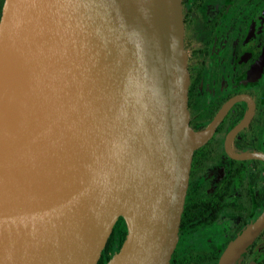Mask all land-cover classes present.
Wrapping results in <instances>:
<instances>
[{
    "label": "water",
    "instance_id": "water-1",
    "mask_svg": "<svg viewBox=\"0 0 264 264\" xmlns=\"http://www.w3.org/2000/svg\"><path fill=\"white\" fill-rule=\"evenodd\" d=\"M187 58L181 0H4L0 264H98L120 216L129 230L105 264H170L214 127L189 125ZM263 228L264 211L217 264Z\"/></svg>",
    "mask_w": 264,
    "mask_h": 264
},
{
    "label": "flooded vegetation",
    "instance_id": "flooded-vegetation-1",
    "mask_svg": "<svg viewBox=\"0 0 264 264\" xmlns=\"http://www.w3.org/2000/svg\"><path fill=\"white\" fill-rule=\"evenodd\" d=\"M181 4L189 125L198 134L214 127L192 157L189 226L179 228L176 245L184 248L185 240L188 248L175 247L170 264H217L264 211V161L236 158L264 153V0ZM249 113L248 123L232 133ZM234 264H264V228Z\"/></svg>",
    "mask_w": 264,
    "mask_h": 264
},
{
    "label": "trees",
    "instance_id": "trees-1",
    "mask_svg": "<svg viewBox=\"0 0 264 264\" xmlns=\"http://www.w3.org/2000/svg\"><path fill=\"white\" fill-rule=\"evenodd\" d=\"M3 4H4V0H0V17H1V13H2V7H3ZM186 201H190V199L186 200ZM187 210H188V204L187 202L185 203V208H184V211L182 213V217H181V223H180V228L184 227V226H189V222H188V213H187ZM128 230H129V223L128 221L123 217V216H120L118 218V220L116 221L114 227H113V231L100 255V259L98 261V264H105L112 256L114 253H116L124 239H125V236L126 234L128 233ZM185 242V240L183 241L182 240V247L178 246L176 247V249H185L186 248V244L187 243H183ZM181 244V243H180ZM188 248V247H187ZM186 248V249H187Z\"/></svg>",
    "mask_w": 264,
    "mask_h": 264
},
{
    "label": "bare ground",
    "instance_id": "bare-ground-1",
    "mask_svg": "<svg viewBox=\"0 0 264 264\" xmlns=\"http://www.w3.org/2000/svg\"><path fill=\"white\" fill-rule=\"evenodd\" d=\"M7 100V92L1 90L0 91V113L2 112L3 109V102Z\"/></svg>",
    "mask_w": 264,
    "mask_h": 264
},
{
    "label": "rangeland",
    "instance_id": "rangeland-1",
    "mask_svg": "<svg viewBox=\"0 0 264 264\" xmlns=\"http://www.w3.org/2000/svg\"><path fill=\"white\" fill-rule=\"evenodd\" d=\"M201 243H202V245H203V244H205V242H204V241H203V242H200V244H201Z\"/></svg>",
    "mask_w": 264,
    "mask_h": 264
}]
</instances>
